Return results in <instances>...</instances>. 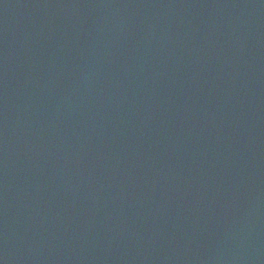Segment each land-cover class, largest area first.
<instances>
[{"label":"water","instance_id":"95a60500","mask_svg":"<svg viewBox=\"0 0 264 264\" xmlns=\"http://www.w3.org/2000/svg\"><path fill=\"white\" fill-rule=\"evenodd\" d=\"M0 264H264V0H0Z\"/></svg>","mask_w":264,"mask_h":264}]
</instances>
